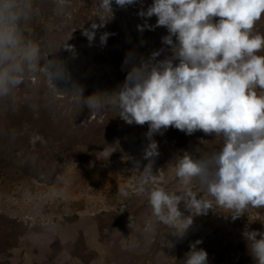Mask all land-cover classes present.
Segmentation results:
<instances>
[{"label": "rangeland", "instance_id": "374dc122", "mask_svg": "<svg viewBox=\"0 0 264 264\" xmlns=\"http://www.w3.org/2000/svg\"><path fill=\"white\" fill-rule=\"evenodd\" d=\"M96 3L72 0L70 15L57 17L52 0H37L40 14L30 30L41 24L54 31L34 39L51 51L75 29L67 40L75 55L63 47L54 55L78 75L69 89L57 81L58 89L50 88L43 78L35 86L29 82L21 86L15 107L0 104V264H183L196 240L202 241L197 249L207 252V264H255L243 233L264 232V209H249L234 221L224 210H209L194 216L178 238L162 224L154 234L145 233L151 212L147 198L120 195V187L131 191L130 183L139 176L136 169L148 163L143 155L150 142L148 124H127L111 107L93 112L76 101L72 87L81 88L84 97L111 94L122 86L133 63L154 51H160L157 60L172 53L162 41L168 30L155 26V15H138L153 0L124 8L113 0L112 18L90 43L81 27L90 28L96 19ZM145 23L153 27L138 30ZM256 30L264 34V19ZM104 32L109 36L102 44ZM102 72L106 76L99 78ZM161 133L152 136L159 152L154 173H167L185 152L199 158L222 143L199 130L188 135L169 127ZM34 134L45 143L33 145ZM179 207L188 214L183 203Z\"/></svg>", "mask_w": 264, "mask_h": 264}, {"label": "clouds", "instance_id": "9594fccd", "mask_svg": "<svg viewBox=\"0 0 264 264\" xmlns=\"http://www.w3.org/2000/svg\"><path fill=\"white\" fill-rule=\"evenodd\" d=\"M114 2L124 8L137 0ZM52 3L55 16L70 15L72 0ZM112 5L113 0H98L96 19L90 28L81 27L90 43L96 30L112 18ZM39 14L37 0H0V104L15 107L21 86L29 82L35 86L43 78L48 87L58 89L56 81L70 76L54 53L63 47L75 55L74 46L67 43L75 29L46 52L30 30ZM138 15H155V26L168 30L162 41L172 55L157 60L160 51H154L133 63L122 86L111 94L84 97L81 88H72L76 101L93 112L111 107L127 124H148L150 142L143 153L148 163L136 169L139 176L130 183L131 191L119 188L124 198L132 194L147 198L151 212L144 232L154 234L162 224L183 238L193 217L209 210H224L234 221L249 209H264V34L256 30L264 19V0H153ZM145 27L153 26L137 25L140 31ZM108 36L101 34L102 44ZM169 127L188 135L199 130L222 143L199 158L185 152L167 173L163 169L154 173L159 152L152 136ZM30 142L45 140L34 134ZM181 203L187 215L180 210ZM128 226H133L130 216ZM243 235L255 264H264V232ZM201 242L189 245L183 264H207V252L197 249Z\"/></svg>", "mask_w": 264, "mask_h": 264}, {"label": "trees", "instance_id": "16d2710c", "mask_svg": "<svg viewBox=\"0 0 264 264\" xmlns=\"http://www.w3.org/2000/svg\"><path fill=\"white\" fill-rule=\"evenodd\" d=\"M69 27V26H68ZM50 31H54L53 29H50L49 27H47V25H41V24H37L33 27V29H31L32 32V36H37V35H42V36H47V34ZM46 51H48V47L46 46ZM69 72V71H68ZM70 76L67 80H59L57 81L58 85H60L61 87H65L67 89H69L71 87V83H73L76 79V76L78 75V71H71L69 72ZM106 76V72H102V74L99 76V78H104ZM138 142L141 144L143 141L142 140H138ZM165 226V225H162Z\"/></svg>", "mask_w": 264, "mask_h": 264}, {"label": "bare ground", "instance_id": "6f19581e", "mask_svg": "<svg viewBox=\"0 0 264 264\" xmlns=\"http://www.w3.org/2000/svg\"><path fill=\"white\" fill-rule=\"evenodd\" d=\"M79 15H82V14H79ZM66 99H67V98H66ZM197 136H198V135H197ZM213 137H214V136H213ZM206 140H207V139H206ZM190 141H191V140H190ZM193 141H195V140H193ZM209 143H210V142H209ZM205 144H206V143H205ZM208 145H209V144H208ZM191 146H192V145H191ZM210 146H211V145H210ZM192 147H193V146H192ZM192 147H191V148H192ZM189 150H190V148H189ZM189 150H188V151H189ZM189 153H190V152H189ZM191 153H192V152H191ZM191 153H190V154H191ZM201 153H202V152H200V155H201Z\"/></svg>", "mask_w": 264, "mask_h": 264}]
</instances>
